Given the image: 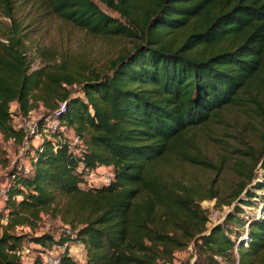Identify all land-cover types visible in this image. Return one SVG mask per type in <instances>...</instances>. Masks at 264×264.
I'll return each mask as SVG.
<instances>
[{"label": "trees", "instance_id": "trees-1", "mask_svg": "<svg viewBox=\"0 0 264 264\" xmlns=\"http://www.w3.org/2000/svg\"><path fill=\"white\" fill-rule=\"evenodd\" d=\"M97 1L119 18L94 0H0V17L7 20L0 32V137L22 142L13 114L24 117L39 102L51 112L64 102L58 120L82 146L76 154L49 133L33 148L28 173L8 170L0 264H22L24 243L40 252L65 239L35 233L42 216L68 226L71 240L84 249L82 260L63 252L61 264H173V252L190 243L192 264H254L264 254V194L245 191L240 198V183L231 196L237 203L206 227L199 202L215 197L214 191L183 185L164 175L160 164L182 154L186 131L224 107L251 103L264 126V0ZM31 6L91 34L129 37L132 45L103 72L79 73L66 60L32 68L30 23L20 15ZM74 82L79 96L62 86ZM260 158L264 171V145ZM97 166L111 169L110 183L81 188L83 175ZM253 169L254 163L246 181ZM254 197L260 215L246 214L244 222Z\"/></svg>", "mask_w": 264, "mask_h": 264}, {"label": "rangeland", "instance_id": "rangeland-1", "mask_svg": "<svg viewBox=\"0 0 264 264\" xmlns=\"http://www.w3.org/2000/svg\"><path fill=\"white\" fill-rule=\"evenodd\" d=\"M94 1L106 14L119 18L116 12L99 1ZM33 7L23 8L20 13L22 16L26 13L25 16L28 18H25L24 22L28 20L27 22L30 23L26 28L29 36L26 44L28 46L27 54L33 58L32 68L66 60L68 67L77 69L79 73H85L89 69L103 72L111 60L129 50L132 45L129 37L109 38L91 34L70 22L43 12L42 9L37 12V10H33ZM4 22L7 20L0 17V32ZM62 86L70 91V96L80 95V85L76 82L71 85L62 84ZM261 94L259 98H264V91ZM14 108L15 104L10 103V109L14 110ZM38 114H49L40 102L29 112L27 121L33 120ZM13 117L17 119L18 116L13 114L12 119ZM22 125L24 126V124ZM26 130H28L27 126ZM41 135L43 136L42 132L36 136L30 134L25 140L24 146L22 142L16 143L11 139L3 140L0 137L1 156L6 160L3 165L0 164V187L6 185L7 172L10 168L28 167L29 157L33 148L40 142ZM183 139L185 142L181 143L182 154H170L167 163L160 164V170L167 177L203 193H206L208 189L214 191L215 197L199 202L208 218L205 223L206 227L221 221L224 214L237 203V200L231 201V196L233 191L238 189L240 183H245L244 189L238 196L240 198H246L245 191L264 194V171L260 167L262 162L260 151L264 145V126L257 116L253 104H235L224 107L211 121L186 131L183 134ZM188 159L205 162L206 165L192 163ZM238 160L243 162L241 167L236 165ZM253 163L254 176L246 181L245 174H248L247 170ZM238 171L242 173L238 174ZM89 172H92L91 178L99 179L94 173L95 170ZM82 180L81 188H87L93 184L88 173L83 176ZM95 183L97 184L99 181ZM258 184L262 186L261 189H257ZM250 200L256 201H250L253 204L248 209H244L246 210L242 216L244 222L247 220L246 214L258 216L261 212L260 199L254 197ZM228 201H231L230 205L225 203ZM64 226L65 224L57 219L42 216L34 231L35 233L44 231L57 235L62 233ZM23 230L28 231L27 228H23ZM74 244L73 250H82L79 243L74 241ZM36 249V245L24 243L19 251L21 263H39L40 255ZM82 257L83 255L75 260H80ZM194 258V247L190 243L185 248L173 252L172 263L192 264ZM260 259H257L254 264H264V254Z\"/></svg>", "mask_w": 264, "mask_h": 264}, {"label": "built area", "instance_id": "built-area-1", "mask_svg": "<svg viewBox=\"0 0 264 264\" xmlns=\"http://www.w3.org/2000/svg\"><path fill=\"white\" fill-rule=\"evenodd\" d=\"M63 110H64V102H60V103L58 102L57 107L53 109L51 112H49V114L35 115L33 120H30L29 122L27 121V118L29 117L28 116L29 112L24 117L18 116L17 119L13 117L12 119L13 126L21 128L24 133V137L22 139V145L25 144V140H27L30 134L36 136L40 132H42L43 133V136L41 135L42 138V137H49L48 136L49 133L55 132L58 134L57 138L62 142L66 143L69 150L78 154L82 148L80 138L73 132V130L70 127H67L65 124H63L58 120L59 114ZM22 124H24V126ZM26 126L28 127V130H26ZM31 156L32 154L30 155V157ZM33 160L34 159H32V161ZM30 163L31 161L29 158L28 167H23L21 169L20 167H16V169L20 170L23 174H26L30 170ZM91 170H95L94 173L97 174V177H99V179L97 180L95 178H91L92 172H89L90 170H88L87 173L89 174L90 181L93 182L92 186L90 187H97L101 185H107L110 183L112 174H111V169L109 167L97 166ZM96 181H99V183L96 184L95 183ZM80 184H82V182ZM5 198H6V194H5V185H4L0 187V204L3 203ZM61 236H63L65 239H63L60 244L53 245L49 248H45L42 251L38 252V254L40 255V261L38 264H61L60 257L63 254V252H66L67 256L73 258L74 260L79 259L82 255H84V249L80 243H79L81 245L80 249H82L81 251L72 249L73 247H75L74 241L71 240L74 234L70 231L68 226L66 225L64 226Z\"/></svg>", "mask_w": 264, "mask_h": 264}, {"label": "crops", "instance_id": "crops-1", "mask_svg": "<svg viewBox=\"0 0 264 264\" xmlns=\"http://www.w3.org/2000/svg\"><path fill=\"white\" fill-rule=\"evenodd\" d=\"M0 206H1V204H0ZM83 258H84V255H83V257L80 260H82Z\"/></svg>", "mask_w": 264, "mask_h": 264}]
</instances>
